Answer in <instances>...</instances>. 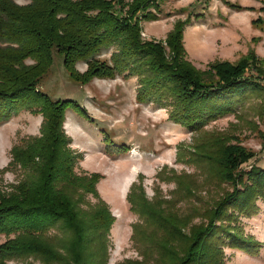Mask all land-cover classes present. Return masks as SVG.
<instances>
[{
  "label": "rangeland",
  "instance_id": "obj_1",
  "mask_svg": "<svg viewBox=\"0 0 264 264\" xmlns=\"http://www.w3.org/2000/svg\"><path fill=\"white\" fill-rule=\"evenodd\" d=\"M124 1L129 6L135 0ZM13 2L18 6L29 4V0ZM156 3L157 9L155 6L146 12L154 13L158 20L140 21L146 12L130 18L131 23L140 25L141 41L161 42L166 47L164 41L169 33L177 23H184L181 40L185 58L195 70L205 71L212 62L236 64L241 60L247 63L243 78L261 77L258 81L264 87V0ZM117 6L116 3L114 7ZM103 49L96 58L111 65L109 59L115 47L106 45ZM83 61L74 64L79 75L86 70ZM32 63L30 59L25 61L26 65ZM115 68L117 75L111 79L76 83L54 53L52 66L37 89L53 100L72 101L64 110L61 129L74 156L77 187L88 184L80 176L91 179L94 193L83 200L95 204L97 194L112 218L106 234L89 246L86 255L102 258L104 264H165V255L181 253L189 246L196 228L206 225L216 204L231 192L232 187L219 174L216 159L223 144L237 145L254 155L242 165L243 173L252 168L264 170V94L253 95L235 112L191 132L169 118L168 105L163 106L140 90L143 82L139 68L128 65L127 59L116 63ZM31 105L0 124V195L14 194L29 177V172L23 175L20 166H10V151L16 145L24 148L26 139L39 135L44 115L38 103ZM28 151L27 147L22 156ZM76 181L66 188L67 192H73ZM138 184L147 204L160 210L161 217L154 221L140 215L127 200L132 187ZM139 191L136 189L135 194ZM256 205L257 214L238 217L236 225L241 235L258 245V254L221 245L224 264H264V203L257 200ZM82 207H78L80 219L89 217L91 213ZM172 222L179 224V234L170 228ZM98 232L94 233L96 237ZM32 234L25 239L27 242L42 243L58 254L64 253V248L59 249L61 243L70 239L57 225ZM16 236V232H1L0 246ZM32 247L27 258L2 264H44L43 259L33 256Z\"/></svg>",
  "mask_w": 264,
  "mask_h": 264
},
{
  "label": "trees",
  "instance_id": "obj_2",
  "mask_svg": "<svg viewBox=\"0 0 264 264\" xmlns=\"http://www.w3.org/2000/svg\"><path fill=\"white\" fill-rule=\"evenodd\" d=\"M116 3L118 6L114 7ZM155 6L157 9L156 0H135L129 6L124 0H29L25 6L0 0V124L32 103H38L44 115L38 137H29L24 148L16 145L10 151V166H20L23 175L29 172V177L14 194L0 195V233L17 235L0 246L1 264L27 258L32 246L33 256L43 259L44 264H104L102 258L86 254L89 246L106 234L112 218L97 194L95 204L83 200L94 193L91 179L80 176L88 184L77 187L74 156L61 129L64 110L72 101L53 100L37 89L52 66L54 53L69 77L81 84L111 79L116 74V63L127 59L128 65L141 70L140 90L163 106L168 105L169 118L191 132L235 112L253 95L264 94L258 81L261 77L243 78L245 61H217L208 63L205 71L195 70L185 58L181 40L184 23H177L169 33L164 41L166 47L161 42L141 41L140 25L131 23L130 18ZM156 18L154 13L146 12L140 21ZM106 45L115 47L109 59L111 65L96 58ZM27 59L33 61L32 65L25 64ZM82 60L86 70L79 75L74 64ZM27 147L29 151L22 156ZM253 157L237 145L223 144L215 158L219 174L232 187L231 192L216 204L206 225L196 228L189 246L181 253L165 255V264H224L221 245L249 255L258 254V245L241 235L236 225L238 217L257 214V200L264 203V170L252 168L243 173L241 169ZM75 179L73 192H67ZM136 189L140 190L137 195ZM131 190L127 200L132 208L148 220L161 217L160 210L144 200L141 184ZM79 201L84 202L79 205ZM81 205L89 207H82L91 213L89 217L80 219ZM55 225L70 236L59 247L64 248V253L25 240L34 236L32 232L43 233ZM169 225L179 234V224ZM96 230L98 237L94 235Z\"/></svg>",
  "mask_w": 264,
  "mask_h": 264
}]
</instances>
